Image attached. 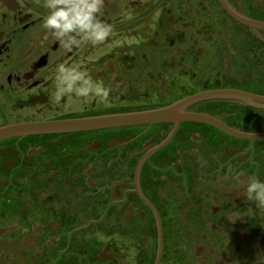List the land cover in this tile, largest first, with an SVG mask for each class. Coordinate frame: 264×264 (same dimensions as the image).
<instances>
[{
  "label": "flooded vegetation",
  "instance_id": "1",
  "mask_svg": "<svg viewBox=\"0 0 264 264\" xmlns=\"http://www.w3.org/2000/svg\"><path fill=\"white\" fill-rule=\"evenodd\" d=\"M48 2L0 0V264H264V0H101L75 43Z\"/></svg>",
  "mask_w": 264,
  "mask_h": 264
},
{
  "label": "clouds",
  "instance_id": "2",
  "mask_svg": "<svg viewBox=\"0 0 264 264\" xmlns=\"http://www.w3.org/2000/svg\"><path fill=\"white\" fill-rule=\"evenodd\" d=\"M45 6L50 9L45 24L48 28L54 29L59 38L67 36L75 43V38L69 34L79 31L86 38L101 42L112 32L111 25L103 24L96 19L95 13L100 9L101 0H91V2L81 0L79 4H64L63 6L60 5L59 0H49ZM59 71L63 75L59 77V84L55 88L57 102L64 97L66 91L72 90L73 82L80 79L79 76L67 73L63 68H60ZM60 85H65V87H60ZM77 92L82 97L94 95L101 100H107L109 95L106 88L91 80H84ZM245 191L252 199L264 204V180L250 178L245 186Z\"/></svg>",
  "mask_w": 264,
  "mask_h": 264
},
{
  "label": "water",
  "instance_id": "3",
  "mask_svg": "<svg viewBox=\"0 0 264 264\" xmlns=\"http://www.w3.org/2000/svg\"><path fill=\"white\" fill-rule=\"evenodd\" d=\"M164 115H166V114H164V113H156V114H153V117H152V122L153 121H157V120H160ZM134 121H137L136 119H133ZM142 121H144V120H142ZM51 127H58V124H54V125H52ZM78 126H72V125H68L67 126V129H73V128H77ZM51 129H53V128H51ZM23 129L22 128H14V129H10V130H8L7 131V133H20L21 131H22Z\"/></svg>",
  "mask_w": 264,
  "mask_h": 264
}]
</instances>
